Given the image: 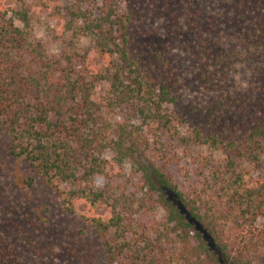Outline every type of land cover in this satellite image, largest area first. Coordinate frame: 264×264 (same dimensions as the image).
Listing matches in <instances>:
<instances>
[{"label":"trees","instance_id":"16d2710c","mask_svg":"<svg viewBox=\"0 0 264 264\" xmlns=\"http://www.w3.org/2000/svg\"><path fill=\"white\" fill-rule=\"evenodd\" d=\"M32 11L0 0L1 145L26 164L22 188L63 195L65 217L84 203L88 230L51 241L43 222L39 254L33 231L3 222L0 264H253L264 251V0H62L55 51L27 37ZM83 36L95 58L78 49ZM241 160L257 171L250 182Z\"/></svg>","mask_w":264,"mask_h":264},{"label":"rangeland","instance_id":"374dc122","mask_svg":"<svg viewBox=\"0 0 264 264\" xmlns=\"http://www.w3.org/2000/svg\"><path fill=\"white\" fill-rule=\"evenodd\" d=\"M33 8V13L31 15L30 24L25 29L27 37L32 40H38L49 47L50 50L55 51L56 46L51 44L48 40L49 30L56 24L54 16L51 14V8L53 4L61 2L62 0H26ZM7 2V1H6ZM78 49L80 51L89 50V57L95 58L93 51H91V41L87 36H83L78 40ZM96 62V59H93ZM108 90V85L104 81L100 82L96 88L94 98L98 101L106 95ZM185 130L181 127L179 132L182 133ZM1 141L6 143V139L0 136V193L8 198H4L3 201L7 200L15 201L17 204V217L10 221V214L5 207L0 205V225L5 229L3 222H6L8 226L11 223L15 228L17 226L23 225L22 228H28L29 231L38 236V248L36 251L41 254L44 252L43 246L40 248L42 241L40 240V229L41 223H45L44 226L49 230L50 238L54 240L55 232H59L60 235L67 230V234L76 233L83 230L87 231L88 226L83 223L85 216L88 215L89 211L84 203H75V214L65 217L58 206V200L63 197V195H58L54 192H49L46 188L39 183H35L33 188L24 189L20 185V180L23 176H26V164L25 162L18 159H11L6 155L4 146L1 145ZM202 152L205 155L219 157L220 153L218 151L208 149H203ZM109 157V154H105ZM182 156V154H181ZM179 154L180 159L182 157ZM181 164V163H180ZM124 172H128V164L125 163L122 166ZM237 171L240 172L244 182H250L257 171L254 169L253 165L245 160H241L238 163ZM177 173L182 176L184 174L183 170H177ZM42 188H41V187ZM60 190H65L63 185L59 186ZM44 191L47 193L44 194ZM45 195L44 199L42 197ZM44 202V204H42ZM93 212L95 215L99 216L101 219L106 218L107 212L100 207L94 208ZM82 218V219H81ZM86 221V220H85ZM19 222V223H16ZM9 227V226H8ZM15 230V229H12ZM31 247V246H28ZM34 248V247H33ZM253 264H263L262 260L264 257V251L253 254ZM39 258V257H38Z\"/></svg>","mask_w":264,"mask_h":264}]
</instances>
